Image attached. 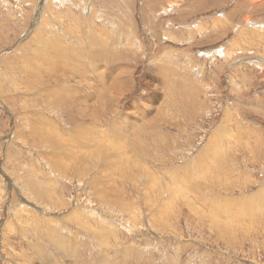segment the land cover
<instances>
[{"label":"rangeland","instance_id":"374dc122","mask_svg":"<svg viewBox=\"0 0 264 264\" xmlns=\"http://www.w3.org/2000/svg\"><path fill=\"white\" fill-rule=\"evenodd\" d=\"M95 263L264 264V0H0V264Z\"/></svg>","mask_w":264,"mask_h":264},{"label":"bare ground","instance_id":"6f19581e","mask_svg":"<svg viewBox=\"0 0 264 264\" xmlns=\"http://www.w3.org/2000/svg\"><path fill=\"white\" fill-rule=\"evenodd\" d=\"M38 1V0H37ZM40 1V0H39ZM42 2V1H41ZM249 3H250V1H249ZM68 10H69V8H68ZM62 12V11H61ZM69 12H70V10H69ZM59 13V12H58ZM73 14V13H72ZM65 15V14H64ZM37 19V18H36ZM39 19V18H38ZM38 21V20H37ZM216 23V22H215ZM42 24V23H41ZM213 25L215 26L216 24H214L213 23ZM68 26V25H67ZM34 28H35V26H34ZM42 29H43V31H44V28L42 27H38V32H41L42 31ZM35 30H37V29H35ZM34 30V31H35ZM31 31V30H30ZM33 31V30H32ZM80 31V30H79ZM36 32V31H35ZM68 32H69V30H68ZM83 32V31H82ZM87 32V31H86ZM29 34L31 35V33L29 32ZM29 34H28V36H29ZM35 34H36V37L37 38H35L34 36H35ZM44 34V33H43ZM46 35V34H45ZM90 35V34H89ZM40 36V35H39ZM39 36H38V34H37V32L36 33H34V34H32V37H31V40L32 41H35V40H40L39 42H41V48H39V49H41L43 52H47L46 54H44L45 56H46V59H48V63H49V65L50 64H54V54H58L57 52H59V50H61V52L62 53H64L65 52V49H66V47L65 48H63V45H64V43H62L61 42V44H59V41H55L54 42V44H55V46H56V48L54 47V44L52 43L53 41H54V39H53V41L51 42V43H49L50 41H49V39H48V43H46L45 41V44H44V42H43V40H41V38H39ZM42 36V35H41ZM92 36V35H91ZM50 37V36H49ZM48 37V38H49ZM94 37H96V36H94ZM29 38H30V36H29ZM43 38V37H42ZM45 38V37H44ZM43 38V39H44ZM47 38V37H46ZM51 40H52V37L50 38ZM89 39H91V38H89ZM29 40V39H28ZM57 40V39H56ZM93 39H91V41H92ZM97 41V40H96ZM64 42V41H63ZM93 42H94V40H93ZM98 43H99V41H98ZM102 42H100V44H101ZM91 44V43H90ZM96 44V43H95ZM104 44H106L104 47V49L103 50H99L100 52H102V53H96V52H93V51H90L89 53H88V55H89V59L91 60L89 63H93L94 61H93V58L94 57H92L93 55H95V54H97L98 56H99V58H103L102 57V55L103 54H107L108 52V46H109V44H107V42L105 41L104 42ZM45 46V48H43V46ZM66 45V44H65ZM101 45H103V44H101ZM108 45V46H107ZM113 45V44H112ZM67 47H68V50H66V51H68V55L70 54V57H71V61H73L72 62V64H76V63H79L78 65H83V63H81L79 60H82L83 61V57H80L79 56V54L80 53H77V51H74V50H71L70 48H69V46L70 45H66ZM88 47H90L91 48V45H89ZM60 48H62V49H60ZM97 48V47H96ZM98 48H100V47H98ZM37 50V49H36ZM35 50V51H36ZM90 50V49H89ZM36 52H38V50L36 51ZM39 52L40 53H43V52H41L40 50H39ZM60 52V53H61ZM79 52V51H78ZM93 52V53H92ZM39 53V54H40ZM67 53V52H66ZM66 53H64V54H66ZM64 54H63V56H64ZM59 55V54H58ZM60 57V56H59ZM91 57V58H90ZM68 59H70V58H68ZM67 60V59H66ZM83 62H85V60L83 61ZM52 66V65H51ZM102 72V71H101ZM100 77V76H99ZM101 78V77H100ZM229 117H230V115H229ZM223 120V119H222ZM231 120V119H230ZM139 122H140V120H139ZM236 123V122H235ZM239 123V122H238ZM128 124V123H127ZM224 124V123H223ZM136 125H138V126H136ZM128 126H130V130L131 129H137L138 128V132H139V134L138 135H144L145 134V132H146V127H145V125H144V123H142V124H140V123H138V122H134V123H132L131 125H128ZM217 127V126H216ZM117 127H115L113 130H115ZM222 128V127H221ZM221 128H219V129H221ZM237 128V127H236ZM88 129H90V128H88ZM92 129V128H91ZM97 130H99V128H94V129H92L88 134H90L91 136L93 135V134H96L97 133ZM230 131V130H229ZM121 132V131H120ZM119 132V133H120ZM53 133V132H52ZM55 133V132H54ZM77 134V133H76ZM117 134V133H116ZM133 134V132H131V131H128L127 133H120V134H117L116 135V137H117V141L116 140H114V141H116V142H118V141H120L121 142V144L122 145H126V147H128V144H130L131 142H133L138 136H133L132 135ZM114 135V134H113ZM216 135L218 136V135H220L221 136V132L220 131H217L216 130ZM77 136V135H76ZM130 136V137H129ZM46 137H47V135H46ZM49 137H52V134L50 135L49 134ZM53 137H56V136H53ZM93 137V136H92ZM135 137V138H134ZM219 137V136H218ZM86 138V137H85ZM140 138H142L141 136H140ZM139 138V139H140ZM214 137H212V139H213ZM79 139V138H78ZM217 140V139H216ZM215 141V140H214ZM213 141V142H214ZM217 141H219V142H217V143H215L216 145H215V147H213V151L216 153V154H218V152H220L222 155L224 154V151H222V145H221V143L223 142L222 140H221V137L220 138H218V140ZM91 142V141H90ZM119 142V143H120ZM213 142H211V143H209L210 145L213 143ZM87 143H89V142H87ZM73 145V144H72ZM75 145V144H74ZM114 146V145H113ZM77 147V146H76ZM99 147H101V146H99ZM109 147V146H108ZM209 147V146H208ZM211 147H212V145H211ZM71 148V147H70ZM106 148H107V146H106ZM122 149V148H121ZM107 151V150H106ZM69 152V155L71 154L70 153V151H68ZM75 153V152H74ZM113 153H115V152H113ZM68 154V153H67ZM66 155V154H65ZM73 155V154H72ZM76 155V154H75ZM67 156V155H66ZM68 157H70V156H68ZM72 157H75V159H77L78 161H81L82 160V156L81 157H77V156H72ZM119 157H121V156H119ZM85 158V157H84ZM117 158V157H116ZM112 159V158H111ZM119 159V158H118ZM65 160V159H64ZM73 160V159H72ZM59 167V166H58ZM94 167V166H93ZM57 169H59V168H57ZM187 183V182H186ZM44 185V184H43ZM186 185V184H185ZM40 186V185H39ZM166 186H168V185H166ZM42 187H44V186H42ZM169 187V186H168ZM171 187H173V185L171 186ZM171 187H169V189L171 188ZM167 188V187H166ZM40 190L41 191H39V195L40 196H46V197H51L50 196V194H47V193H52V191H50V190H48V192H47V189L45 188V190L44 189H42V188H40ZM168 190V189H167ZM164 193V192H163ZM169 194V193H168ZM160 195V194H159ZM159 195H158V197H159ZM165 195V194H164ZM163 196V195H162ZM174 197V196H173ZM165 198V197H164ZM176 198V197H175ZM160 200V199H159ZM159 203V202H158ZM168 204V198H165V199H162L161 200V203H160V205H158V209L156 210L158 213H162L163 211H165V210H162V209H166V205ZM176 204V203H175ZM168 207V206H167ZM175 207H177V206H175ZM157 208V207H156ZM170 209V208H169ZM168 211V210H167ZM170 211V210H169ZM156 212V213H157ZM167 213H170V212H167ZM172 213V212H171ZM176 213V212H175ZM165 214V213H164ZM174 214V213H173ZM158 215V214H157ZM169 215V214H168ZM163 216V215H162ZM88 217V216H87ZM158 217V216H157ZM84 218V217H83ZM89 218V217H88ZM89 219H84V220H82V222H85V221H88ZM157 220V219H156ZM165 221V220H164ZM88 223V222H87ZM166 223V222H165ZM167 224V223H166ZM163 226V225H162ZM89 227H90V223L89 224H83L82 225V228L83 229H89ZM51 230H52V227H50V226H48V225H46L45 226V231H49V232H51ZM60 231H61V229H60ZM60 231H59V229H56V230H53L52 232H55V234H53V236H49L50 237V239L51 240H53L54 241V243H55V245H57V246H62V244L64 243V242H66L67 244H68V246H69V244H70V240L68 241V239H66V238H64V237H62V235H61V233H60ZM46 237V236H45ZM48 237V238H49ZM102 238H100V240H101ZM49 240V239H48ZM50 240V241H51ZM52 242V241H51ZM75 243V242H74ZM103 243V245H106L107 246V243L104 241V242H102ZM64 247H66V245H63ZM75 247V246H74ZM73 247V248H74ZM76 247H78V246H76ZM59 248V247H58ZM62 248V247H61ZM68 248V247H67ZM67 248H64V249H67ZM58 250V249H57ZM62 252H63V250L62 249H60ZM65 252V251H64ZM71 252H73V251H71ZM68 253V252H67ZM76 253V252H75ZM74 253V254H75ZM69 254H70V252H69ZM95 259V258H94ZM94 259H92V260H94ZM97 259V258H96ZM108 259V258H107ZM105 260V259H104ZM116 260V259H115ZM92 263H93V261H92ZM96 264V263H95Z\"/></svg>","mask_w":264,"mask_h":264}]
</instances>
